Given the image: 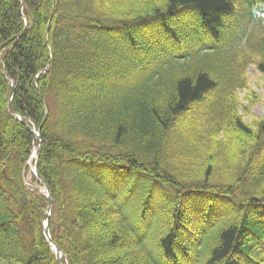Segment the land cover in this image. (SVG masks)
<instances>
[{
  "label": "trees",
  "instance_id": "1",
  "mask_svg": "<svg viewBox=\"0 0 264 264\" xmlns=\"http://www.w3.org/2000/svg\"><path fill=\"white\" fill-rule=\"evenodd\" d=\"M250 66L264 0H0V264H57L28 126L69 264H264Z\"/></svg>",
  "mask_w": 264,
  "mask_h": 264
},
{
  "label": "rangeland",
  "instance_id": "2",
  "mask_svg": "<svg viewBox=\"0 0 264 264\" xmlns=\"http://www.w3.org/2000/svg\"><path fill=\"white\" fill-rule=\"evenodd\" d=\"M247 76L248 88L242 92H238L237 95L241 103L240 114L245 122L251 124L256 119L264 117V74L256 71L254 67H250ZM32 166L33 162L30 161L27 174V182L29 183H31ZM124 188L123 186L120 187L119 194L123 193Z\"/></svg>",
  "mask_w": 264,
  "mask_h": 264
},
{
  "label": "water",
  "instance_id": "3",
  "mask_svg": "<svg viewBox=\"0 0 264 264\" xmlns=\"http://www.w3.org/2000/svg\"><path fill=\"white\" fill-rule=\"evenodd\" d=\"M15 89H16L15 83L13 82L12 95L15 92ZM9 105L11 106V103H9ZM20 121L22 123H24L22 121V119H20ZM32 133H33V136H34L35 140L38 142V156H39L40 151H41V139H40V135H39V133H36L34 130L32 131ZM35 173H36L37 178L44 185L45 190L47 192V197H48V214H47V220H49V214L51 212V206H52V198H51L50 190H49L47 184L43 181V179L40 177V175L38 173V160L35 162ZM44 233H45V237L48 239V241L51 242V244L53 246V250H54V252L56 254L58 264H62V262H61L62 252L52 243V241L50 239L48 223L46 225V228L44 230Z\"/></svg>",
  "mask_w": 264,
  "mask_h": 264
},
{
  "label": "bare ground",
  "instance_id": "4",
  "mask_svg": "<svg viewBox=\"0 0 264 264\" xmlns=\"http://www.w3.org/2000/svg\"><path fill=\"white\" fill-rule=\"evenodd\" d=\"M35 159V154L32 156V160H34Z\"/></svg>",
  "mask_w": 264,
  "mask_h": 264
}]
</instances>
